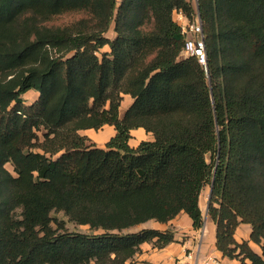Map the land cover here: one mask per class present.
<instances>
[{
    "label": "trees",
    "instance_id": "16d2710c",
    "mask_svg": "<svg viewBox=\"0 0 264 264\" xmlns=\"http://www.w3.org/2000/svg\"><path fill=\"white\" fill-rule=\"evenodd\" d=\"M178 12L200 14L206 63L181 56ZM63 14L81 16L48 23ZM137 128L153 139L132 145ZM212 184L218 250L264 264V0H0V264H135L175 231L124 230L182 211L202 228Z\"/></svg>",
    "mask_w": 264,
    "mask_h": 264
},
{
    "label": "crops",
    "instance_id": "0c3cea01",
    "mask_svg": "<svg viewBox=\"0 0 264 264\" xmlns=\"http://www.w3.org/2000/svg\"><path fill=\"white\" fill-rule=\"evenodd\" d=\"M179 14L180 12L176 13V19ZM134 130L143 131L146 135V137L140 139V141L144 139H153V134L151 132H147L143 128L133 129L132 134ZM97 131L100 132L99 136H101V138L99 139H101L104 144L116 133L115 127L113 125H105L103 129L100 130H96L94 128L85 129L82 130V133L88 134V136L94 142H97V140H99L96 138ZM102 134H107L108 137L102 139ZM131 144L136 145L137 143ZM200 203L202 210L205 207L204 226L202 228H195L191 217L184 211L180 212L175 218L171 219L168 222L162 223L159 221H155L159 224V226H156L155 228L165 229L168 227H172L175 231L176 240L163 248H155L150 243L142 244L141 252H138L135 256V259L139 260L138 264H173V260L175 258L181 257L187 251L191 250L199 256L200 260L209 257H217L221 260V264H249V260H246L245 263H242L238 258L223 256L222 252L218 250L216 246V224L208 215V206L207 203L202 200V194ZM250 236L251 225L248 223H241L236 229V239L238 241H242L243 239H250ZM251 243L256 250H260L259 245L253 242ZM214 248L215 252L211 254V251Z\"/></svg>",
    "mask_w": 264,
    "mask_h": 264
},
{
    "label": "rangeland",
    "instance_id": "374dc122",
    "mask_svg": "<svg viewBox=\"0 0 264 264\" xmlns=\"http://www.w3.org/2000/svg\"><path fill=\"white\" fill-rule=\"evenodd\" d=\"M80 16H81V14H63L60 16H56L55 18H53L48 23L51 25H62V24H66V23H68V22H70L76 18H79ZM177 19L183 25L184 31L186 32L188 40H194L197 42V40L202 38V35L199 33V31H197L196 25L194 23H189L188 19L184 15H182V13H180L179 16H177ZM107 35L114 36L115 33L113 31H109L107 33ZM187 54H189V53H186L185 51H183L181 56H186ZM205 63H206V60H205ZM37 95H38V93L35 92L34 90L28 91L24 95L25 103L27 105H29L30 103H32L37 98ZM130 103H131V97L126 95L122 101L121 115L124 114L125 109L130 105ZM98 130H100V129H98ZM38 134L40 136V139L38 140V142L41 143L44 140L43 131H39ZM85 135L87 137H89L88 134H85ZM99 135H100V132L97 131V134H96L97 139L101 138V136H99ZM106 137H108L107 134H102V139H104ZM145 137H146V135L144 134L143 131H135L134 130L133 137L131 138V143H134V144L138 143L140 141V139L145 138ZM88 143H95L97 146H104L105 145L101 139L97 140V142H94L90 138V139H88ZM7 167L9 169L13 170V167L11 164H7ZM210 190H211V185H207L204 188V191L202 192V200L204 202H206L207 204L209 202ZM203 206H205V205H203ZM203 214H205V207L203 209ZM52 216L59 221H63L65 224V228L70 232H85V233H89V234L103 232V230H101V229L95 230V229L91 228L89 225L78 224L75 221L70 220L69 216L66 215L64 211H53ZM155 221H156L155 219L148 220L146 222H143V223L134 225L128 229H125L124 232H135V231H139V230L144 229V228L159 226V224ZM53 225L55 227L57 226L55 221H53ZM213 252H215V248L211 251V254ZM138 263H139V260L135 259V264H138ZM90 264H97V263L95 261H92Z\"/></svg>",
    "mask_w": 264,
    "mask_h": 264
},
{
    "label": "built area",
    "instance_id": "2783aa9c",
    "mask_svg": "<svg viewBox=\"0 0 264 264\" xmlns=\"http://www.w3.org/2000/svg\"><path fill=\"white\" fill-rule=\"evenodd\" d=\"M196 25L197 31H201V24L199 20L194 23ZM184 51L186 53H196L202 62L206 60L205 44L203 38L199 40H187ZM173 264H221V260L217 257H209L200 260L199 256L191 251H187L183 256L177 257L173 260Z\"/></svg>",
    "mask_w": 264,
    "mask_h": 264
},
{
    "label": "water",
    "instance_id": "95a60500",
    "mask_svg": "<svg viewBox=\"0 0 264 264\" xmlns=\"http://www.w3.org/2000/svg\"><path fill=\"white\" fill-rule=\"evenodd\" d=\"M198 20H199V23L201 24V16L199 14L198 16ZM206 68H207V71H208V65H206ZM212 188H213V184L211 185V190H210V194H209V200H210V197H211V193H212ZM209 206V202L207 204ZM208 208V207H207Z\"/></svg>",
    "mask_w": 264,
    "mask_h": 264
}]
</instances>
